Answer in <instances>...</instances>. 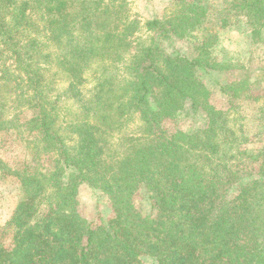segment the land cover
Listing matches in <instances>:
<instances>
[{"label": "trees", "instance_id": "trees-1", "mask_svg": "<svg viewBox=\"0 0 264 264\" xmlns=\"http://www.w3.org/2000/svg\"><path fill=\"white\" fill-rule=\"evenodd\" d=\"M204 2L171 0L148 22L194 36L195 57L150 45L125 60L136 33L127 0H0V134L34 141L31 165L49 163L28 171L0 158V173L24 189L12 246L0 231V264H264V105L244 79L223 86L230 107L219 110L199 76L224 69L216 29L242 17L264 30V0ZM187 101L207 125L169 132ZM247 101L263 132L253 138L236 119ZM135 116L136 132L124 133ZM81 184L107 194L108 226L82 220Z\"/></svg>", "mask_w": 264, "mask_h": 264}, {"label": "rangeland", "instance_id": "rangeland-1", "mask_svg": "<svg viewBox=\"0 0 264 264\" xmlns=\"http://www.w3.org/2000/svg\"><path fill=\"white\" fill-rule=\"evenodd\" d=\"M227 1L205 0L204 3L210 10L213 8L217 10L224 9ZM127 4V15L131 22L136 23V33L129 38V53L126 55L125 60L131 59V55L135 54L140 48L150 45H159L173 56L193 58L197 55L192 43L194 36L180 38L172 34H163L148 29V22L156 18H165L169 14L171 0H127ZM214 35L216 38L212 48L214 57L220 65H223L224 69L215 71L206 68L199 71L201 80L208 86L213 95V104L219 110L227 111L230 106L228 97L222 91L223 86L228 82L247 79L252 85L251 89L255 97L261 99L257 102V105L263 106L264 30L261 33H252L244 18L234 17L227 28L216 29ZM0 60L5 63L6 59L1 58ZM230 64L233 67H227ZM247 102L238 103L236 119L239 118V123L244 126V131L250 138H253L256 134H262L263 132H261L259 124L254 120L258 106L253 103L250 104L251 101ZM67 106L71 110L76 109V106ZM10 107V110H15L16 106L10 104ZM207 121L208 118L205 113L202 110L196 113L192 108V103L187 101L184 103V111L180 115L179 120L175 122L167 121L164 127L169 132H174L176 129L192 132L205 127ZM138 125L140 123L137 116H135L127 125L124 133H135ZM236 127L237 129L240 128V126ZM16 133L13 131L8 134H0V158L14 168L15 166L24 168L27 165L26 170L29 171L28 164L31 165L33 161V157H30V155L33 151L37 152L36 143L34 141L25 142V136L22 138L21 136L23 135L20 136ZM38 151L42 154V150L38 149ZM42 163L49 164L45 158L39 159L37 164L33 163L30 166V169L34 164L39 167ZM68 176L69 172L64 176L65 183L68 182ZM77 192L82 220L86 224L94 223L95 225L108 226L109 221L115 214L107 194L103 191L92 189L86 184H81ZM23 197L24 189L22 184L14 177L0 173V231L4 235L3 242L8 246L10 244L12 246L13 242L8 222ZM140 204L145 211H149L148 202L141 200ZM143 260L146 264L156 263L150 257H143Z\"/></svg>", "mask_w": 264, "mask_h": 264}]
</instances>
